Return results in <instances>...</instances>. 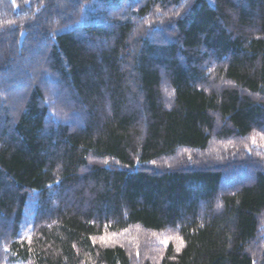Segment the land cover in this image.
Wrapping results in <instances>:
<instances>
[{
  "label": "trees",
  "instance_id": "1",
  "mask_svg": "<svg viewBox=\"0 0 264 264\" xmlns=\"http://www.w3.org/2000/svg\"><path fill=\"white\" fill-rule=\"evenodd\" d=\"M0 264H264V0H0Z\"/></svg>",
  "mask_w": 264,
  "mask_h": 264
}]
</instances>
